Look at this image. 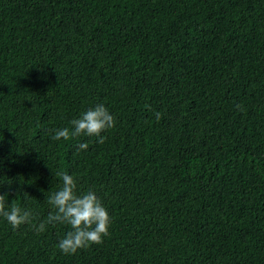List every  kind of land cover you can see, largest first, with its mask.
Wrapping results in <instances>:
<instances>
[{
	"label": "trees",
	"instance_id": "trees-1",
	"mask_svg": "<svg viewBox=\"0 0 264 264\" xmlns=\"http://www.w3.org/2000/svg\"><path fill=\"white\" fill-rule=\"evenodd\" d=\"M65 172L112 221L68 255ZM0 194V264H264V0H0Z\"/></svg>",
	"mask_w": 264,
	"mask_h": 264
},
{
	"label": "clouds",
	"instance_id": "clouds-1",
	"mask_svg": "<svg viewBox=\"0 0 264 264\" xmlns=\"http://www.w3.org/2000/svg\"><path fill=\"white\" fill-rule=\"evenodd\" d=\"M239 107V106H238ZM160 118V113H155ZM73 129H57L53 140H69L81 135L98 138V143L103 144L106 137L101 133L114 128V117L102 104H97L81 114L79 119L71 121ZM78 150H87L88 143H80ZM62 187L48 198V203L53 211L49 213L46 221L39 225L32 224V213L22 210L14 203L10 210H5L7 196L0 194V216L4 217L13 229H18L23 224H32L37 234L46 230L47 225L67 224L71 231L67 232L57 245L62 253L75 254L78 250L90 247L93 244H102L103 238L109 235L111 217L108 210L102 205L96 193L88 190L82 196L76 194L77 184L73 176L60 173Z\"/></svg>",
	"mask_w": 264,
	"mask_h": 264
}]
</instances>
